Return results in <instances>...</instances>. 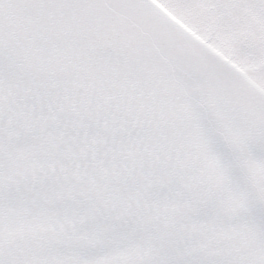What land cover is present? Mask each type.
Here are the masks:
<instances>
[{"label":"snow or ice","instance_id":"1","mask_svg":"<svg viewBox=\"0 0 264 264\" xmlns=\"http://www.w3.org/2000/svg\"><path fill=\"white\" fill-rule=\"evenodd\" d=\"M0 264H264V0H0Z\"/></svg>","mask_w":264,"mask_h":264}]
</instances>
